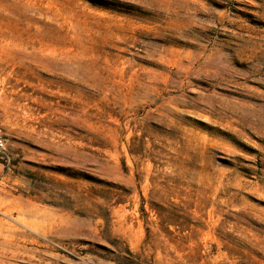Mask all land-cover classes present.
<instances>
[{"label":"rangeland","instance_id":"1","mask_svg":"<svg viewBox=\"0 0 264 264\" xmlns=\"http://www.w3.org/2000/svg\"><path fill=\"white\" fill-rule=\"evenodd\" d=\"M0 264H264V0H0Z\"/></svg>","mask_w":264,"mask_h":264},{"label":"built area","instance_id":"2","mask_svg":"<svg viewBox=\"0 0 264 264\" xmlns=\"http://www.w3.org/2000/svg\"><path fill=\"white\" fill-rule=\"evenodd\" d=\"M4 150V144L3 142L0 140V152Z\"/></svg>","mask_w":264,"mask_h":264}]
</instances>
